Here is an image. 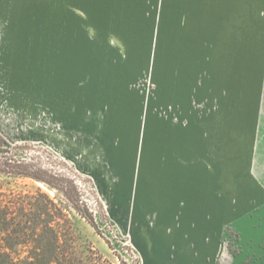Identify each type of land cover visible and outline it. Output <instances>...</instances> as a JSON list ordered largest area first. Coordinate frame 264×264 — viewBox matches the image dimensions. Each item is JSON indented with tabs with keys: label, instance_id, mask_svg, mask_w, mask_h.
Wrapping results in <instances>:
<instances>
[{
	"label": "rangeland",
	"instance_id": "obj_1",
	"mask_svg": "<svg viewBox=\"0 0 264 264\" xmlns=\"http://www.w3.org/2000/svg\"><path fill=\"white\" fill-rule=\"evenodd\" d=\"M55 1L41 0V7L36 9L41 12L39 23L42 30L48 32L54 26L73 28L63 10L56 7ZM146 1L149 7L144 12V18L152 21L150 34H146L148 42L146 35L140 37L144 39L143 46L151 49L117 53L116 58L122 59V63L132 62L133 66L74 67L73 91L69 93L60 77L62 62L59 60L65 58L66 52L50 51L49 45L45 44L48 35L44 33L40 36L43 38L40 46L35 44V37L39 36L27 34L23 36L22 46L14 45L13 49H9V42L16 36L0 34V132L12 144H28L31 155L56 172L73 178L78 186L81 212L92 218L96 227L75 210L76 195L73 203L62 192L23 178L3 179V188L35 190L41 187L67 206L82 236L81 241L91 242L110 264H147L144 255L152 251L149 237L161 238L162 232L157 230L158 225L153 218L144 216L138 208L136 185L130 188L127 180L117 173L112 162L104 156L100 141L92 131L69 127L62 119L64 103L73 100L76 106L78 89L87 78L103 76L105 72L117 74L122 76L119 84L121 92L131 90L137 93L135 100L139 108L137 122L140 128L137 134L142 145L151 126L154 127L155 142L161 137L158 130L162 122L208 121L209 113L216 112L218 149L220 152L226 147L228 156L232 151L233 169L229 167L230 172H226V176L221 171L218 173V210L213 211L212 226L210 230L206 229L208 235L203 232L201 247L184 250L201 251L203 254L198 261L204 264H264V51L256 50V56L250 55V65L254 66L222 68L227 74L217 75V94L209 96L210 83L206 81L210 77L206 68L162 65V33L168 30L174 33L173 27L177 24L173 22L178 20V5H183L184 12L188 8V4L184 6V3L188 0ZM197 1L198 9L203 12L211 7L221 11L226 2ZM231 1L235 19L241 17L237 10L247 8L251 17V32L258 28L257 45L264 48V0ZM30 11L32 14L34 9ZM72 11L76 15L81 10L72 7ZM166 16L175 18L167 20L171 25H165ZM82 53L91 62H97L103 60V54L110 58L112 52L75 51L74 57L79 58ZM178 69L188 79H194L195 74L201 79L192 83L193 97L185 103L183 97L174 96L173 88H178ZM55 70L58 78L51 79ZM39 76L42 79L41 91L33 85ZM167 86L171 91L169 104H166L165 97ZM214 87L212 83L211 89L214 90ZM187 90L185 95L189 94V88ZM123 93V107L130 104L133 109L135 100L133 97L126 98ZM184 107L187 108L185 114ZM96 113L90 111L92 117ZM231 124L236 131L224 129V125ZM223 184L228 188V193L224 195L221 194ZM158 233L159 236L156 235ZM171 259H174L173 254Z\"/></svg>",
	"mask_w": 264,
	"mask_h": 264
},
{
	"label": "crops",
	"instance_id": "obj_2",
	"mask_svg": "<svg viewBox=\"0 0 264 264\" xmlns=\"http://www.w3.org/2000/svg\"><path fill=\"white\" fill-rule=\"evenodd\" d=\"M230 1L226 0L221 11L211 7L206 12L198 9L197 0L184 3V6L188 4L184 12L183 5L179 3L178 20L173 22L177 24L173 27L174 33L169 30L162 33V65L173 68H206L210 77L206 81L210 83L209 96L217 94V75L227 74L222 68L254 66L250 65V55H255L256 50L264 51L263 47L257 45L258 28L251 32V17L247 8L244 11L237 10L241 17L235 19L234 7ZM55 2L56 7L63 10L66 18L71 21L73 28L54 26L48 32L43 31L41 22L39 23L41 12L36 10L41 7V0H0V34L16 36L9 42V49H13L14 45L22 46L25 40L23 36L27 34L39 36L35 37V44L40 46L43 44L40 36L44 33L48 35L45 44L49 45L50 51L66 52L65 58L59 61L62 62L60 77L67 92L73 91L71 83L75 80L74 67L133 66L132 62L122 63V59L116 58L117 53L151 49L143 46L144 39L140 37L150 34L152 22L144 18V12L149 7L146 0ZM72 7L80 8V13L75 15ZM31 8L34 9L32 14L29 12ZM188 9L189 12L185 11ZM168 19L171 18H164L167 26L171 25ZM173 38L176 40H171ZM84 50L112 53L110 58L103 54V60L97 62H91L83 53L79 58L74 57L75 51ZM53 73L51 79H57V71ZM87 79L78 89L76 106L73 100L64 103L63 122L72 128L92 131L100 141L104 156L112 162L117 173L127 180L130 188L136 185L138 208L144 216H151L157 223V230L162 232L161 238L150 236L166 244L165 256L169 260H172V254L173 260L182 256L186 264H196L194 262L200 260L199 256L203 253L190 249L186 251L184 248L201 247L203 232L208 235L206 229L210 230L212 226L213 211L218 210V173L221 171L226 176V172L233 169V158L230 155L232 151L228 156L226 147L220 152L218 149V123L214 118L216 112L209 113L208 121L162 122L158 130L161 131V137L155 142L154 127L151 126L146 131L142 145L137 134L140 129L137 122L139 108L135 100L137 93L131 90L121 92L119 84L122 76L117 74L105 72L103 76ZM177 79L178 88H173L174 96L183 97L185 103L193 97L192 83H198L201 79L196 74L194 79H188L179 69ZM212 83L216 86L214 90L211 89ZM33 85L41 91L40 76L34 80ZM188 88L189 94L185 95ZM170 92V87L167 86L166 104H169ZM122 93L126 98L133 97V109L130 104L123 107ZM91 110L97 112V115L92 117ZM182 110L185 114L187 108ZM224 129L236 131L233 124L224 125ZM222 189L221 194L228 193L226 184L222 185ZM152 230L156 232V228ZM159 233L156 235L159 236Z\"/></svg>",
	"mask_w": 264,
	"mask_h": 264
},
{
	"label": "trees",
	"instance_id": "obj_3",
	"mask_svg": "<svg viewBox=\"0 0 264 264\" xmlns=\"http://www.w3.org/2000/svg\"><path fill=\"white\" fill-rule=\"evenodd\" d=\"M28 144H12L0 132V264H110L89 241H81L69 209L41 187L3 188V179H30L62 192L81 212L78 186L36 156ZM73 197V198H72Z\"/></svg>",
	"mask_w": 264,
	"mask_h": 264
},
{
	"label": "bare ground",
	"instance_id": "obj_4",
	"mask_svg": "<svg viewBox=\"0 0 264 264\" xmlns=\"http://www.w3.org/2000/svg\"><path fill=\"white\" fill-rule=\"evenodd\" d=\"M149 242L152 246V251L149 255H144V258H147V264H186V260H183L182 256H177L175 260H169L165 256V251H167V249L164 246L166 244L154 240L153 237H149ZM194 263L198 264L199 262L196 260Z\"/></svg>",
	"mask_w": 264,
	"mask_h": 264
}]
</instances>
